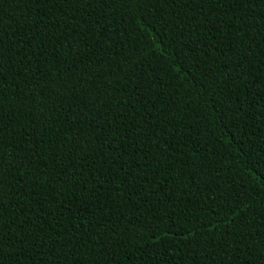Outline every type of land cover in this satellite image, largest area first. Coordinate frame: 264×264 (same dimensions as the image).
Listing matches in <instances>:
<instances>
[{
	"label": "trees",
	"instance_id": "1",
	"mask_svg": "<svg viewBox=\"0 0 264 264\" xmlns=\"http://www.w3.org/2000/svg\"><path fill=\"white\" fill-rule=\"evenodd\" d=\"M262 7L264 5L248 9L245 20H250L251 16L255 15L256 22L259 23ZM53 11L57 12L56 21L62 24L67 21L68 16L65 12L59 9ZM171 11L172 9L167 7L161 11L144 5L133 4L125 7L119 3L106 10L96 8L95 5L89 9L90 13L106 12L107 19H101L95 14L87 17V22L94 29L104 33L105 39L101 46L104 51L95 47L81 48L82 54L91 53L94 56V61L85 60L84 64L94 66L95 61H101V68L114 64L116 67L113 68V72L120 77V84L125 83L123 79L125 75L135 81L128 88L129 93L139 85L137 99L140 97L146 99L133 105L138 112L129 110L131 120L129 127L136 122L143 127L146 118L155 117L156 129H164L162 132L157 131L155 136H150L147 140L141 137L137 141L133 134L130 141L133 147L127 148L131 155L125 159L129 163L141 165L150 162L144 175V178L149 180L152 175H164L159 172L158 164L168 169L166 182L162 184L163 191L160 184L153 182L149 186L147 198L142 190L143 179L137 180L136 186H133V178L125 173H119V179L111 180L110 176L105 174L107 165L99 175L93 171L94 178L84 185V190L88 195H98L99 202L104 205L102 211L96 213L98 220H104V229L109 228V222L116 226L115 231L110 233L113 240L104 245L107 249L105 260L107 264H227L228 261L232 264H245L247 259L248 264H252L253 257L247 255L245 243H252L249 237L252 233L260 231L261 225L264 224V220L261 219V212H264V181L258 183L254 175L249 174L253 169L264 174V167L252 163L254 158L261 157L259 148L264 146V96L260 94L261 82L264 81V45L253 47L252 51L245 53L250 61V66L245 62V71L251 72L248 76L250 83L242 91L236 89L240 91V96L237 97L239 109L235 110L239 119L229 122L221 114V106L216 101L220 99L218 93L227 90L231 81L223 82L220 72L215 70V63L203 54L208 50L204 48L203 31L195 26V21H192L193 28L189 30L186 24L180 22V18L165 15ZM224 11L227 13L231 9L225 8ZM42 13L45 22L53 20V13L44 5L36 9L23 3L18 6L14 0L12 2L5 0L3 5H0V15L3 16L6 25L3 29L7 34L5 43L11 48V51L6 53L8 64L6 74L11 70V66L16 64L12 59V53L24 51L18 41L24 38L28 26L37 21ZM185 14L191 19L192 13L188 9L181 10V17ZM139 15L145 18L151 15L152 27L145 25L143 17L138 19ZM225 19L227 20L226 17ZM203 28L206 30L207 25H203ZM17 30L20 32L19 36L14 35ZM60 31L61 29H56V32ZM249 31L252 38L259 43L260 37L255 29L250 28ZM55 39V33L50 32L49 44ZM189 48L192 51L189 52ZM242 49L243 46L241 51ZM58 51L63 52L62 49ZM215 54L219 55V52ZM237 55L226 54L229 61L236 60ZM208 68L214 71L205 77L202 73ZM52 75L57 76L59 73L53 71ZM205 81L213 82L208 84ZM112 82L113 77L105 78L106 85ZM202 83L205 84L204 87H201ZM14 94H19L22 98L28 94V89H25L23 83L9 89L13 108L17 107ZM30 108V105H25L24 111L27 112ZM35 115L41 120L47 118L50 125L52 124L53 117L48 116L46 111L43 116H40L39 112ZM73 121L74 116L71 112L67 116L61 113V118L55 120L54 130L43 134L45 144L47 146L55 144L62 132L65 141L70 140L71 137L65 131V127L67 123ZM21 123L25 122L21 120ZM148 123L152 124V120H148ZM91 126L94 127V124ZM80 127L83 129V125ZM40 135L41 131L38 128L35 136L38 138ZM137 143L140 151H134ZM61 147L64 145L55 146L57 153ZM163 148H168V152L165 153L169 157L167 163L160 155ZM36 160L39 161L38 164ZM68 163L62 158L50 157L47 152L41 157L34 158L37 170H45L49 178L57 174L66 175L61 173V168ZM31 167L30 165L29 170ZM78 167L85 175L88 174L84 161H79ZM152 169H156V172L152 173ZM128 171L130 169L125 166V172ZM136 171L139 175L144 170L141 168ZM32 175L35 177L36 173L33 172ZM111 175H117L115 167L111 169ZM21 179L25 181L24 186L27 187L28 177ZM36 182L39 184V188L36 189L37 196L43 195V206L58 208L59 195L45 184V178H37ZM58 186V183L52 185L57 188ZM129 186H133L131 196L128 195ZM117 188L119 191L115 190ZM92 189H96V192L93 193ZM80 191L78 185L75 190L76 196H79ZM153 191L156 193L155 196L151 195ZM236 193H240L241 199L247 200V205L241 204L240 209H237L241 216L250 217L244 222L243 227L240 226L239 218L232 224L224 223L225 215L232 212L235 207ZM40 203L38 199L37 204ZM88 204H90L88 200H76L77 209L71 215V222L66 225L67 228L70 230L78 228L80 232L88 231L87 217L95 211L90 206L87 211H83ZM31 207L35 210L36 204ZM234 215L233 212L228 219H232ZM153 217H156L157 223L163 219L164 225H174L171 229H165L163 226L159 229L161 232L168 230L177 234L174 240L165 238L161 242L163 247L159 244L151 245L146 239L147 233L134 227L137 224L149 225ZM218 221L221 225L214 231L209 232L206 228L197 231L196 243L191 239H181L178 235L183 232L190 237L187 226L193 222L208 225ZM229 232L242 241L239 244L240 251L235 255L232 252L236 247L232 243V237L226 235ZM91 239L93 250H97L99 246L96 245V237ZM16 247L14 245L9 248L8 255L4 258L6 264L15 258ZM70 247L67 246L63 251L57 248L56 254L59 255L61 264H73V261L80 259H84L87 264V257L81 254L73 255L69 251ZM43 259L45 264H49V261L55 264L52 256Z\"/></svg>",
	"mask_w": 264,
	"mask_h": 264
},
{
	"label": "snow or ice",
	"instance_id": "2",
	"mask_svg": "<svg viewBox=\"0 0 264 264\" xmlns=\"http://www.w3.org/2000/svg\"><path fill=\"white\" fill-rule=\"evenodd\" d=\"M4 2L5 0H0V5ZM14 2L18 6L21 3L26 6L32 5L36 9L44 5L49 12L53 13V20L45 22L42 13L37 21L28 26L24 38L18 41L24 51L12 53V59L16 61V64L12 65L11 70H8L6 74L8 68L6 53L10 52L11 48L5 43L7 34L3 29L6 25L3 16L0 15V264H6L4 258L8 255L9 248L14 245L17 246L15 258L7 264H45L43 257L46 256H52L55 264H61L60 257L56 254L57 248L63 251L69 245L71 246L69 251L73 255L81 254L87 257V264H101L102 261L103 264H107L105 260L107 249L104 245L113 240L110 233L115 231L116 226L109 222V228L104 229V220H98L96 215L102 211L104 205L99 202L98 195H88L84 185L94 178L93 171L99 175L107 165L105 174L109 175L111 180H117L120 178L119 173H125L133 178V186H136L135 182L143 179L142 190L147 198L149 186L153 182L160 184L163 191L162 184L166 182L168 169L158 164L159 172L164 175H152L149 180L145 179L144 175L150 162L141 165L129 163L125 159L126 156L131 155L127 152V148L133 147L130 142L133 134L137 141L141 137L147 140L150 136H155L157 131L162 132L164 129H156L155 117L146 118L143 121V127L139 122L132 123L129 127L131 123L129 110L138 112L133 105L146 99V97L137 99L139 85L133 89L132 93H129L128 88L135 81L132 77L125 75L123 77L125 83L120 84V77L113 72V68L116 67L114 64H110L107 68L100 67L101 61H95L94 66L84 64L85 60L94 61V56L91 53L82 54L81 48L95 47L104 51L101 46L105 39V34L99 29H94L87 22V17L95 14L101 19H107L106 12L90 13L89 9L95 5L96 8L106 10L115 3L125 7L133 4L144 5L161 11L167 7L172 11L165 15L180 18V22L186 24L189 30L193 28L192 21H195V26L203 31L204 48L208 50L203 54L215 63V70L220 72L223 82L231 81L227 90H221L218 93L220 99L216 103L221 106V114L229 122H233L239 119L235 111L239 109L237 97L240 96V91L248 87L250 83L248 76L251 72L245 71V62H248L250 66V61L245 53L252 51L253 47L264 45V7L261 8L259 23L256 22L255 15H252L250 20H245V14L250 8L264 5V0H14ZM225 8L231 11L226 13ZM53 9L65 12L68 16L67 21L63 24L56 21L57 12ZM183 9H188L192 13L191 19L187 18V14L181 17ZM138 19L145 20V25L152 27L151 15L147 18L139 15ZM205 24L206 30L203 28ZM250 28H254L259 35V43L252 38ZM56 29L61 31L56 32ZM50 32L55 33L56 39L49 44ZM14 35L19 36V30ZM250 37L252 39H249ZM246 38L247 43H245ZM199 42L200 40L197 41ZM241 46H243L242 51ZM58 49H62L63 52H59ZM188 51L192 49L189 48ZM217 51L219 55L215 54ZM226 54H238L237 59L229 61ZM53 71L59 75L53 76ZM212 71H214L212 68H208L202 75L207 77ZM66 75L67 79H65ZM106 77H113L110 85H106ZM212 82L205 81L208 84ZM19 83L24 84L28 94L22 98L19 94H14L17 107L13 108L9 89L18 86ZM29 85H31L30 88ZM204 86L205 84L202 83L201 87ZM260 94L264 96V81L261 82ZM25 105L31 106L27 112L24 111ZM45 111L48 116L53 117L51 125L47 118L41 120L35 115L39 112V115L43 116ZM69 112L74 116V121L67 123L66 127L61 126L65 127L71 139L66 142L62 132L55 144L47 146L43 134L54 130L55 120L61 118V113L67 116ZM21 120L25 123H21ZM148 120H152V124H149ZM93 124L94 127L91 126ZM38 128L41 135L37 138L35 133ZM56 145H64V147H61L57 153ZM134 151H140L138 143ZM259 151L262 153L261 157L254 158L252 163L264 167V146H261ZM45 152L50 157H59L69 162L61 168V173L66 175L57 174L49 178L45 170H37L34 158L43 156ZM167 152L168 148H163L160 152L165 163L169 159L165 155ZM74 160L76 163H72ZM79 161L85 162V168L88 169L87 175L78 167ZM38 163L39 161L36 160V164ZM30 165L32 167L29 170ZM125 166L130 171L125 172ZM113 167L117 169V175H111ZM141 168L144 171L138 175L136 170ZM33 172L36 173L35 177L32 175ZM155 172L156 169H152V173ZM249 174L254 175L258 183L264 181V174L256 172L255 169ZM21 177H28L27 187L24 186L25 181ZM40 177H44L45 184L59 195L58 208L55 206L45 208L42 203L43 195L37 196L36 189L39 188V184L36 179ZM57 183L58 188L52 187ZM78 185L81 191L79 196H76L75 190ZM133 186H129V196L133 195L131 190ZM115 190L119 191V188ZM91 191L95 193L96 189ZM155 194V191L151 193L153 196ZM69 196L73 198L70 199ZM38 199L41 201L40 204H37ZM77 199L90 202L85 205L83 211H87L89 206L95 210L87 217L88 231L85 232H80L78 228L70 230L66 227L71 222V215L77 209ZM33 204H36L35 210L31 207ZM241 204L247 205V200L241 199L240 193H236L235 207L232 212L225 215L224 223L232 224L239 218L240 226L243 227L244 222L250 217L241 216L237 211ZM233 212L235 215L232 219H228ZM261 219L264 220V212H261ZM220 225L219 221L208 225L193 222L187 226L190 237L183 232L178 235L181 239H191L193 243H196L197 231L206 228L211 232ZM162 226L165 229L174 227V225H164L163 219L157 223L156 217H153L149 225H134L141 232L147 233L146 239L151 245L159 244L163 247L161 242L165 238L171 241L177 234L170 233L168 230L161 232L159 229ZM226 235L232 237V243L236 246L232 252L234 255L237 254L242 241L231 232ZM91 237H96V245L99 246L97 250H93ZM249 238L252 239V243H245V248L247 255L253 257L252 264H264V224L261 225L260 231L252 233ZM49 264H52V261H49ZM73 264H85V260H76ZM227 264L232 262L228 261ZM245 264H248L247 259Z\"/></svg>",
	"mask_w": 264,
	"mask_h": 264
}]
</instances>
